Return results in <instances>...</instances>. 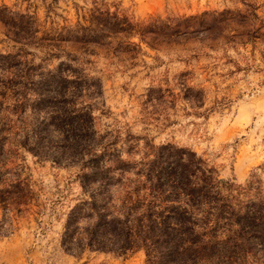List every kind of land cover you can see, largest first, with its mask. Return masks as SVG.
Returning <instances> with one entry per match:
<instances>
[{"label": "trees", "instance_id": "trees-1", "mask_svg": "<svg viewBox=\"0 0 264 264\" xmlns=\"http://www.w3.org/2000/svg\"><path fill=\"white\" fill-rule=\"evenodd\" d=\"M192 18L143 24L94 5L85 23L37 36L33 14L0 6L7 37L20 45L16 52H0L3 225L11 227L8 213L21 215L38 206L26 151L56 167L74 169L78 191L69 185L65 192L58 189L63 199L72 194L59 239L68 255L128 258L141 252L144 264H264L261 180L243 186L223 180L196 151L170 142L149 145L151 152L139 161L124 158L125 148H135V138L98 127L97 113H107L100 78L80 65L88 60L80 63L76 54L60 49L62 42H70L89 54V46H108L119 36V51H136L140 48L130 41L132 36L145 41L147 36L173 35L185 31L189 25L182 23ZM31 46L65 59L48 68L43 59L35 63L27 58L34 55ZM161 91L150 88L147 95L152 99L150 94Z\"/></svg>", "mask_w": 264, "mask_h": 264}, {"label": "rangeland", "instance_id": "rangeland-1", "mask_svg": "<svg viewBox=\"0 0 264 264\" xmlns=\"http://www.w3.org/2000/svg\"><path fill=\"white\" fill-rule=\"evenodd\" d=\"M1 5L33 14L37 36L85 23L94 5L143 24L193 17L182 23L189 25L185 31L153 40L147 36L149 43L132 36L140 48L136 51H119V36L108 46H89V54L70 42H62L60 49L76 54L80 63L88 60L80 65L100 78L107 113H97L98 127L135 138V148H125L124 158L139 161L151 152L149 145L170 142L196 151L223 180L243 186L260 179L264 186V0H0ZM225 10L230 12L219 15ZM19 46L0 23V52H16ZM28 49L34 54L28 59H43L48 68L65 59L46 55V49ZM150 88L162 91L150 94L151 99ZM23 154L38 206L21 215L8 213L10 228L2 224L0 207V264H144L141 252L128 258L64 253L59 246L62 214L72 194L63 199L58 189L65 192L69 185L78 191L74 169Z\"/></svg>", "mask_w": 264, "mask_h": 264}]
</instances>
